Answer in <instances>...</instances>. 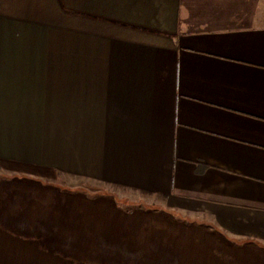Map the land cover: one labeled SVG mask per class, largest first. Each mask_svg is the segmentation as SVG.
Masks as SVG:
<instances>
[{
    "label": "crops",
    "instance_id": "0c3cea01",
    "mask_svg": "<svg viewBox=\"0 0 264 264\" xmlns=\"http://www.w3.org/2000/svg\"><path fill=\"white\" fill-rule=\"evenodd\" d=\"M0 264H264V0H0Z\"/></svg>",
    "mask_w": 264,
    "mask_h": 264
},
{
    "label": "rangeland",
    "instance_id": "374dc122",
    "mask_svg": "<svg viewBox=\"0 0 264 264\" xmlns=\"http://www.w3.org/2000/svg\"><path fill=\"white\" fill-rule=\"evenodd\" d=\"M63 181H61V180H59L58 181V185H62V186H64L65 184H63L62 183ZM88 187V186H87ZM89 187H91L90 185H89ZM117 204L119 205V206H121V207H125V205H126V203H124V202H122V201H120V200H118V202H117ZM141 205H143L142 203H140ZM128 206V207H127ZM127 208H126V210H128V211H131L132 210V208H133V206H136V205H132L131 203H127Z\"/></svg>",
    "mask_w": 264,
    "mask_h": 264
}]
</instances>
